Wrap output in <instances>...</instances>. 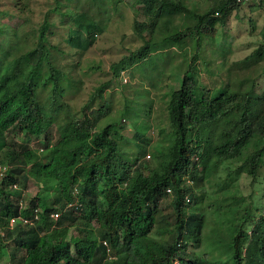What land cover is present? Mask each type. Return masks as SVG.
Listing matches in <instances>:
<instances>
[{
  "label": "trees",
  "instance_id": "16d2710c",
  "mask_svg": "<svg viewBox=\"0 0 264 264\" xmlns=\"http://www.w3.org/2000/svg\"><path fill=\"white\" fill-rule=\"evenodd\" d=\"M65 1L73 0H54L42 23L30 30L3 22L14 16L0 10V166L6 168L0 178V264L8 254L10 264H264V207L256 219L248 213L238 224L235 218L229 241L215 238L207 244L209 249L225 246L229 258L211 259L208 250H189L209 241L211 215V224L218 225L217 200L209 190L234 187L233 176L244 167L253 182L259 178L264 167V88L255 81L244 93L230 90L229 83L203 85L195 52L180 87L167 94L168 125L159 126L162 141L151 150L153 167L139 155L147 152L146 132L152 125L133 117L126 105L112 120L106 102L107 89L117 79L122 83L134 68H147L154 53L169 59L188 40L199 49L203 37L215 39L218 26L253 1L214 0L212 8L198 13L187 0H136L143 21H135L134 29L143 45L110 66L111 80L96 88L78 111L67 101L70 89L79 88L72 75L77 66L64 63L68 53L53 45L51 17L58 14L70 24L67 44L85 53L105 32L97 19L102 13H93L87 3L102 0H87L75 10L66 9ZM109 1L117 12L122 1ZM10 4L18 12L29 7L28 0ZM254 6L264 10V0ZM178 17L192 23L170 33ZM261 34L262 43L244 63L264 60V28ZM126 118H139L143 124L133 127L134 148L127 146L131 143L123 133ZM30 180L39 188L54 183L58 190L49 199L26 200ZM168 197L171 223L161 216L160 202ZM55 213L60 214L57 221L52 219ZM17 217L30 224L10 229V220ZM71 230L76 234L70 235Z\"/></svg>",
  "mask_w": 264,
  "mask_h": 264
},
{
  "label": "rangeland",
  "instance_id": "374dc122",
  "mask_svg": "<svg viewBox=\"0 0 264 264\" xmlns=\"http://www.w3.org/2000/svg\"><path fill=\"white\" fill-rule=\"evenodd\" d=\"M86 1L73 0L71 3L65 1L67 5L65 8L75 10L78 4H85ZM121 1L120 9L117 12H113L112 6L114 7V4L109 0L99 1L96 5L87 3L93 13L98 10L102 13L97 19L102 21L101 25L104 27L105 32L98 34L94 46L85 53L77 52L67 44L71 29L70 24H64L58 14L51 17V22L54 24L51 28L52 33H50L53 45H57L61 51L68 53L69 57L66 58L64 63L68 62L69 65L77 66L76 68L73 66L72 75L75 81L80 82L79 88L78 90L71 88L67 93V101L74 111L80 110L88 103L96 88L111 80L110 66L113 63L143 45L134 29L135 21H143L138 7L135 6L136 0ZM260 2L261 0H254L250 5H244L240 10L233 12L224 26H218L219 33L215 39L203 37L199 49L196 50V41L188 40L187 46L182 51L173 50L176 54L169 57V59L154 53L153 55L156 58L153 63L158 60L157 64L151 63L147 68L144 67L143 71L134 68L128 72V75L126 74L123 84L117 79L107 89L106 102L113 110L112 120H117L123 114L126 105L133 117H140L142 120L147 119V122L152 125L146 132L147 143L150 144L147 147L145 146L147 152L139 154L141 161H148L151 167L156 164L150 156L152 148L162 141L159 126L167 127L168 125L165 118L167 94L170 93L171 88L177 89L180 87V79L187 70L188 63L195 52L199 56L198 68L200 82L203 85L209 88H220L222 85L229 83L230 90L244 93L251 88L252 83L255 81L260 88H264V60L258 63L243 62L262 43L261 32L264 28V10L254 6ZM187 3L193 10L203 13L212 8L215 1L187 0ZM28 4V8L22 6V9L25 10L18 12L14 11L15 9L11 6L10 0H0V10L4 12L11 11L14 16L12 21L8 18L3 20V17L1 19L3 22H11L15 26L24 24L25 28L30 30L42 23L45 14L54 6L55 2L54 0H28ZM65 8L63 11L66 10ZM183 23L186 25L192 23V21L186 20L184 17L175 18L172 24L175 27L171 25L168 30H170V33L175 32V30H182ZM145 36L150 38L147 34ZM95 66H99L100 69L94 71L92 68ZM125 81H127V84ZM149 109H151V113H148ZM138 120L126 118L122 121V125H124L123 133L127 142L131 143L130 145L128 143L124 145L128 144L127 146L134 148L132 145V142H136L133 137L134 128L143 126ZM102 123H106V121ZM258 175L259 178L253 182L247 168L244 167L237 170L233 176L234 187L225 189L223 192H216L217 186L209 190V195L217 200L219 208L218 225L211 224L213 218L211 215L208 218V223L212 226L206 230L208 235L206 239L209 241H205L202 245L190 246V251L206 252L208 250L211 253L209 255L211 259L230 257L225 250V246L219 247L218 250V247L209 249L207 244L214 241L215 238L229 241L236 230L233 226L235 218H237L236 222L239 224L246 218L248 213L252 214L255 219L260 216L261 209L264 207V167ZM218 182L222 183L220 180ZM26 187V190H24L26 191L24 193L26 200L38 196L49 199L58 190L54 183L39 188L32 180L28 182ZM170 203L171 197L163 198L160 202L161 216L166 217L168 223H171L174 219V212ZM157 228H159L158 225ZM74 233L76 234V231L71 230L70 235ZM155 235L158 239L160 238L158 231L155 232ZM215 243L219 244L218 240ZM1 264H10L9 254L4 255Z\"/></svg>",
  "mask_w": 264,
  "mask_h": 264
},
{
  "label": "built area",
  "instance_id": "2783aa9c",
  "mask_svg": "<svg viewBox=\"0 0 264 264\" xmlns=\"http://www.w3.org/2000/svg\"><path fill=\"white\" fill-rule=\"evenodd\" d=\"M251 1H254V0H239V2H241L243 4L250 3ZM5 171H6V168L0 166V178H2L4 176ZM40 212H41L40 210H37L36 211L37 215L35 216V220H38L39 219V216H40L39 213ZM59 217H60V214L59 213H55V214L52 215V219L54 221H57ZM21 223H28V224H30V221L27 220V219L24 220L23 218H20V217L13 218L9 222V228L13 230V229H15Z\"/></svg>",
  "mask_w": 264,
  "mask_h": 264
}]
</instances>
